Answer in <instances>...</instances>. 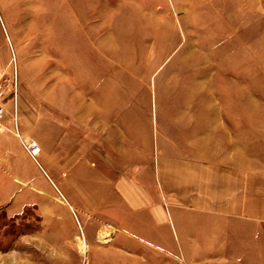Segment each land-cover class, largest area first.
Returning a JSON list of instances; mask_svg holds the SVG:
<instances>
[{
	"label": "rangeland",
	"instance_id": "obj_1",
	"mask_svg": "<svg viewBox=\"0 0 264 264\" xmlns=\"http://www.w3.org/2000/svg\"><path fill=\"white\" fill-rule=\"evenodd\" d=\"M244 84L264 126V0H0V264H207L205 246L122 258L73 196L147 169L162 118ZM247 144L264 171V139ZM233 249L212 258L233 264Z\"/></svg>",
	"mask_w": 264,
	"mask_h": 264
},
{
	"label": "crops",
	"instance_id": "obj_2",
	"mask_svg": "<svg viewBox=\"0 0 264 264\" xmlns=\"http://www.w3.org/2000/svg\"><path fill=\"white\" fill-rule=\"evenodd\" d=\"M257 63L236 69H262ZM252 92L244 84L237 99L226 89L217 93L220 98L203 97L197 109L193 104L176 110L172 126L161 117L153 154L146 146L147 169L101 174L94 182L86 177L87 185L79 184L73 196L79 213L97 212V222L115 231L112 244L125 259L149 262L153 250L191 261L205 246L207 264H222L212 256L231 245L232 259L225 261L264 264V171L252 168L262 163V151L257 155L247 148V136L263 141L264 126L262 111L248 109L255 100ZM168 130L173 138L166 136Z\"/></svg>",
	"mask_w": 264,
	"mask_h": 264
},
{
	"label": "bare ground",
	"instance_id": "obj_3",
	"mask_svg": "<svg viewBox=\"0 0 264 264\" xmlns=\"http://www.w3.org/2000/svg\"><path fill=\"white\" fill-rule=\"evenodd\" d=\"M41 153V149L38 147L37 148V150H36V152H35V154H33L34 155V157L35 156H37V155H39ZM79 242V241H78ZM85 241H83L81 244H80V248H81V250L83 251L82 253L83 254H85V253H87V251H86V249H87V246H86V244L84 243Z\"/></svg>",
	"mask_w": 264,
	"mask_h": 264
},
{
	"label": "built area",
	"instance_id": "obj_4",
	"mask_svg": "<svg viewBox=\"0 0 264 264\" xmlns=\"http://www.w3.org/2000/svg\"><path fill=\"white\" fill-rule=\"evenodd\" d=\"M0 110H2V109H0ZM1 112H2V111H1ZM1 112H0V113H1ZM29 148H30V149H35V148H36V150H37L38 146H37V144H35V145H33V146H30ZM29 148H27V149L29 150ZM33 157H34V156H33Z\"/></svg>",
	"mask_w": 264,
	"mask_h": 264
}]
</instances>
